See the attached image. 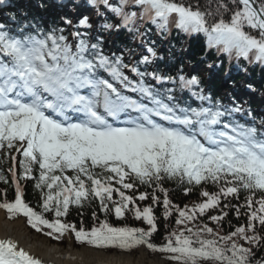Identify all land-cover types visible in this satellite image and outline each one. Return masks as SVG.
<instances>
[{"label":"snow or ice","instance_id":"1","mask_svg":"<svg viewBox=\"0 0 264 264\" xmlns=\"http://www.w3.org/2000/svg\"><path fill=\"white\" fill-rule=\"evenodd\" d=\"M89 3L103 5L120 20L101 25L100 31L142 34V24L150 23L167 34L175 27L203 34L209 48L229 57L264 65V0H208L203 7L199 0ZM63 23L76 30L35 19L0 22V150L22 156L23 178L35 180L41 193L31 206L17 180L14 201L5 199L0 208L11 219L27 218L38 232L48 229L46 235L54 239L74 233L78 242L96 249L144 245L169 254L175 264H264L257 251L264 253V120L259 127L254 120L237 121L234 114L244 111L241 106L229 107L205 94L198 76L149 71L157 58L152 48L135 64L126 63L122 54L106 53L87 16L75 25L70 19ZM149 80L178 85L199 105L182 102L175 89L157 88ZM166 180L189 186L186 194L199 186L204 199L191 206L173 204L163 188ZM0 181L7 182L3 173ZM138 185L154 192L135 195ZM155 190L164 193L162 201ZM241 190L248 193L242 205L246 225L223 236L207 224L189 226L221 209L222 198H239ZM149 199L147 206L138 204ZM90 200H98L106 216L123 219L131 212L147 228L116 227L105 219L86 230L66 221L72 205ZM161 203L164 217L175 213L181 227L157 246L152 242L154 205ZM226 215L221 209L208 219L219 224ZM0 264L43 261L8 237L0 238Z\"/></svg>","mask_w":264,"mask_h":264},{"label":"trees","instance_id":"2","mask_svg":"<svg viewBox=\"0 0 264 264\" xmlns=\"http://www.w3.org/2000/svg\"><path fill=\"white\" fill-rule=\"evenodd\" d=\"M195 2V0H193ZM208 0H199L200 5L203 7ZM214 7V5H212ZM177 33H180V30H177ZM196 35V34H195ZM198 37H203L201 39L195 40V42H192V49L193 53L195 55H204L206 57L207 62H212L215 57V50L213 48L212 51H210L208 54L206 52L208 46L206 44V40L204 36L198 35ZM119 41V38H118ZM185 41V36L178 34L173 39V46L174 49L182 48L181 42ZM199 49V51H198ZM177 54L179 50H176ZM174 51V52H176ZM198 52V53H197ZM199 55V56H200ZM198 56V57H199ZM208 56V57H207ZM229 59L227 60H220L219 65L221 69L225 68V65L227 64ZM253 72H255L253 70ZM264 88V80L262 81V85ZM264 93V90H263ZM0 152V173H3L5 181H0V203L4 202L5 199H7L9 202H12L14 200L15 194H16V188L13 181V178L10 174V169L12 168V164L16 162L17 165V174L20 178L21 182L24 183V199L27 203H29L31 206H35L40 199V191L35 188L36 181L33 179H26L23 178V169L21 168L19 161L22 159V156L19 154H15L14 150H8L7 148L1 150ZM16 155V157H15ZM15 157V161L12 160L11 157ZM39 169L36 166H33V172L32 175L38 177ZM185 187H189L180 183H177L176 181L172 180H166L163 182V188L167 190L168 198L173 202V204L180 205L183 207L184 205L191 206L194 203H198L204 198L201 196V189L199 186L193 187L192 191L189 193H185ZM209 191H217V189L212 186H207ZM140 192H148L150 195L154 192V189L152 187L148 186H139L137 188V191L135 192V195H139ZM5 193L7 194L5 196ZM128 194H133L132 192H129ZM155 195L159 196L161 201L164 198V193L155 190ZM248 195L245 191L241 190L239 193V198H235L233 196H228L227 198H222L221 200V209L224 212H227V215L223 218L222 221H220L219 224L216 222H213L208 219L209 215H220L221 209L213 210L210 213L205 214L204 216L200 217L198 221H196L194 224L189 225L191 227H199L203 224H207L209 227L213 228L216 232H218L221 236L227 235L229 232L234 231L236 227L246 225L247 224V217L245 215L246 209L242 207V205L245 204V197ZM151 199L147 201H138V204L141 207L147 206L151 204ZM224 204H228L229 207L224 208ZM239 208L240 215L237 216L236 209ZM154 212L157 218V232L153 234L152 242L156 244L157 246H160L165 242V238L169 235L171 231H178L179 227L175 220L177 219V216L175 213L168 216L167 218L164 217V208L162 203L159 205H154ZM93 213L96 214V218H93ZM107 219L110 224L116 227L121 226H132V227H143L147 228V225L140 220L134 219L131 212L127 213L125 218L123 219H117L114 214L105 215V213L102 211V209L99 206L98 200H90V202L84 203L82 207H77L75 205H72L69 209V214L66 217V221L76 224L78 227L83 226L84 229L88 230L93 226H96L100 221H103ZM238 243H244V241L239 240V238H236ZM64 241V239L62 240ZM153 251V250H152ZM259 255H264V253H260ZM162 257L164 256L167 258L168 262L173 263V261H170L168 259L167 253H161Z\"/></svg>","mask_w":264,"mask_h":264},{"label":"bare ground","instance_id":"3","mask_svg":"<svg viewBox=\"0 0 264 264\" xmlns=\"http://www.w3.org/2000/svg\"><path fill=\"white\" fill-rule=\"evenodd\" d=\"M26 8L29 10V7ZM29 232L27 218L10 220L6 211L0 209V238L17 240L21 247L40 258L43 264H165L160 256L151 257L145 247H140L133 253H106L90 245L77 249L70 236L68 245L64 247L55 245L47 236H31Z\"/></svg>","mask_w":264,"mask_h":264},{"label":"rangeland","instance_id":"4","mask_svg":"<svg viewBox=\"0 0 264 264\" xmlns=\"http://www.w3.org/2000/svg\"><path fill=\"white\" fill-rule=\"evenodd\" d=\"M158 39V38H157ZM0 209H2V208H0ZM5 210V209H4ZM6 211V210H5ZM6 213H7V211H6ZM8 214V213H7ZM20 217H23V216H19V217H17V218H20ZM11 220H14V219H11ZM28 224V223H27ZM28 227H29V229H30V232H29V234L31 235V236H47V239L49 240V241H51L52 243H54L55 245H56V243H55V240L56 239H54L53 237H50V236H48V235H46V232L45 231H43V232H38V231H36V229H33L29 224H28ZM46 231H48V229H46ZM65 236V243H63V244H60V243H58L59 245H62V246H64V247H66L67 245H68V237L70 236L74 241H73V246L75 247V248H77V249H81L83 246H87V244H81L80 242H78L76 239H75V234L74 233H68V234H65L64 235ZM140 247H145L144 245H142V246H140ZM139 247V248H140ZM146 248V247H145ZM147 249V248H146ZM103 250V249H102ZM136 250H138V248H136V249H133V250H125V249H118V250H115V249H112V250H105L104 249V252H106V253H115V252H119V253H122V252H124V253H133L134 251H136ZM150 251H148V253H149V255H151V257H157V256H160L161 257V259L162 260H164V262H165V264H171V262H168V260H167V258H165L164 256L162 257V255H161V253L160 252H157V251H152L151 249H149ZM166 261H167V263H166ZM173 264H175L174 262H173Z\"/></svg>","mask_w":264,"mask_h":264}]
</instances>
